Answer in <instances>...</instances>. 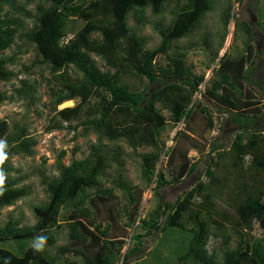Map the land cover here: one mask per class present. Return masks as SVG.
Instances as JSON below:
<instances>
[{
    "label": "trees",
    "instance_id": "obj_1",
    "mask_svg": "<svg viewBox=\"0 0 264 264\" xmlns=\"http://www.w3.org/2000/svg\"><path fill=\"white\" fill-rule=\"evenodd\" d=\"M211 1L40 0L43 3L36 5L34 12H31L28 6L35 0H0V55L15 43L17 37L33 45L35 63L48 68L52 82L57 86L56 91L50 89L53 119L48 131L67 129L74 132L81 126V135L92 133L97 139V144L90 145L85 158L73 159L66 166L58 161L55 176L39 174L46 201L32 208L35 222L30 227H21L19 218L8 215L7 222L0 227V242L12 241L15 244L9 248L0 246V264H58L60 259L51 255L43 246L28 245L31 242H44L45 246H52L58 236L56 229L62 225L67 230L70 245H80L92 252L93 258L87 260V264H116L119 261L120 251L125 245L123 237L111 238L109 225L101 230L99 225L91 221L90 207H84L86 202L92 208L105 196L111 198L109 191L99 188L100 179L112 163L121 166L117 155L122 152V148L110 151L104 146L103 149L102 140L111 143L124 141L131 149L154 148V151L140 155L141 176L148 183L156 184L155 193L170 183L156 172L159 153H162V150L157 151L158 137L167 122L173 128L192 119L193 106H198L193 96L201 93L199 87L204 80L203 76H196L186 65L185 53L176 52L172 56L167 53L172 41L187 37L198 28L204 16L212 10ZM171 2H175L174 9L170 11L172 20L166 27L160 23L152 25L161 41L155 48L147 50L145 39L128 26L127 20L131 16L136 24L146 25L148 20L144 13L147 9L157 16ZM230 17L228 6L223 12V32L218 48L224 40ZM26 19L33 21L31 27L25 26ZM76 21L83 22L78 29L74 25ZM263 21L264 12H261L258 24L264 35ZM235 28L251 41H257L248 23L237 21ZM94 34H98L100 39H93ZM245 50V56L221 58L215 77L209 86H205L203 96L221 108L223 114H228L231 123L240 128L229 148L213 144L211 153L215 152L220 161L230 154L233 167H239L245 157L251 156L250 168L257 172L264 169V125L253 130V117L257 116L260 108H256L257 102H252V94L245 88V84L259 86V83L251 80L256 69L252 62L253 45L246 43ZM160 54L168 57L169 62L165 67L154 64ZM92 55L99 57L107 70L98 68ZM14 61V56L0 57V83H7L17 77L9 69ZM68 67L75 69L79 76L72 79L67 72ZM129 74L144 80V88L132 91L121 84V77ZM262 82L260 90L263 94L261 99L264 100V78ZM36 94V83L23 79L12 96L0 91V104L14 99V95L33 104L37 101ZM70 100L79 101L71 107L57 109L58 105ZM91 100L94 102L91 103ZM162 111L168 112V119H165ZM200 112L206 114L208 111L203 107ZM205 117L208 126L212 127L210 115ZM74 122L77 123L72 126ZM36 145V140L28 134V126L24 122L9 124L7 120H0V208L10 207L30 195L29 187L21 185L22 177L11 178L14 169L10 159L16 155L32 156ZM64 153L61 152L59 157L62 158ZM194 168L183 162L171 183H177L185 175L191 174ZM206 175L209 178L213 176L208 166ZM114 184L123 192L126 205L130 208V213L126 215L130 227H133L139 221V197L121 174ZM207 188L199 181L174 204L159 201L148 219L140 220L136 227L143 230V235L157 233L161 239L170 229L187 231L190 237L186 253L179 258L181 263L217 264L215 249L209 246L210 237L220 236L223 245L227 246L231 238L225 233L226 225L216 221L211 210L207 211V220H203L200 216L205 206L194 209L191 205L194 196ZM90 189H96L97 199L91 200L88 193ZM237 192L235 214L238 221L230 223V226L239 241L234 250L225 252L222 264H264V240L244 242L239 228L242 226V230L250 229L251 222L256 220L264 230V191L253 196L245 185L238 187ZM67 208L68 214H62V210ZM60 218L63 224H60ZM223 218L227 219L226 216ZM212 224L216 230L211 228ZM133 235L131 238L138 243L130 253L123 254L120 264H128V254L132 257L143 246L141 234ZM68 251L67 247L60 249L61 253ZM66 264H76V261L69 260Z\"/></svg>",
    "mask_w": 264,
    "mask_h": 264
},
{
    "label": "rangeland",
    "instance_id": "obj_2",
    "mask_svg": "<svg viewBox=\"0 0 264 264\" xmlns=\"http://www.w3.org/2000/svg\"><path fill=\"white\" fill-rule=\"evenodd\" d=\"M22 1L19 0V2ZM41 3L43 2L35 0L34 3L28 6V10L34 12L36 5ZM228 6H230L231 17L222 45L218 48L223 32V12ZM174 7L175 2L166 4L163 13L157 16L151 14L150 9H147L144 13L148 20L146 25L136 24L133 18L129 16L128 26L145 39L147 50L155 48L161 41L152 25L160 23L164 27L168 26L172 20L170 11ZM211 7L212 10L204 16L198 28L189 36L178 41H172L170 50L167 53L168 56H172L176 52L185 53L186 65L193 74L203 76L204 80L199 87L201 93L193 96V101L198 106H193L192 119L186 120L173 128L167 122L165 129L158 137L157 151L162 150V153H159L160 157L156 163V172L159 175L162 174L163 179L170 183L164 185L155 193L156 184L148 183L141 176L142 162L140 155L150 153L155 150L154 148L139 147L131 149L124 141L111 143L102 140L103 149L104 146L110 151H117L116 148H122V152L117 155L121 166L112 163L111 167L106 170L104 177L100 179L99 188L109 191L111 198L105 196V199L92 205V208L89 202H86L84 207H90L91 221L95 225H99L101 230L109 225V236L111 238L123 237L122 240L125 245L120 251V258L116 264H120L123 254L134 249V246L138 243L131 238L133 234H141L140 241L143 242V246L139 253L135 252L132 257H130L131 254H128V264H183L179 258L187 251V243L190 237L187 231H182L179 228L168 229L169 231L165 232V237L161 239L159 237L161 235L157 233L149 236L143 235V230L136 226L140 220L148 219L149 214L156 209L159 201L174 204L178 198L183 197L199 181L208 188L194 196L191 201L192 208L205 206L200 216L203 220H207V211L211 210L212 217L226 225L227 232L225 233L229 234L231 238L230 243L224 246L220 236L210 237L209 245L210 248L215 249L216 263L222 264L225 252L234 250L239 241L230 226V223L234 224L238 221L235 214V207L238 205L235 195L238 194V187L246 185L247 190L253 196L257 195L259 191H264V169L257 172L251 169V156L245 157L239 167H233L230 154H227L220 161L221 159H218L215 152L211 153L213 144H222L224 149L229 148L240 128L231 123L228 114H223L221 108L203 96L205 86H209L213 77H215L214 73L219 68L218 64L221 58L224 56L227 59H236L239 56H245L246 43H251L254 49L252 62L253 66H256L251 80L252 82H258L259 86L245 84V88L252 94V102L258 103L256 108H260V112L256 114L257 116L253 117V130H257L261 125H264V100L261 99L263 94L260 90L264 78V55L262 54L264 35L260 32V25L258 24L260 13L264 12V0H212ZM6 10L5 7L4 11ZM237 21L248 23L251 31L257 37V41H251L242 31H237L235 28ZM24 23L26 27H31L33 21L26 19ZM82 24V21H76L74 25L78 29ZM92 38L100 39V36L94 34ZM167 55H158L154 60V64L158 67H165L169 62ZM1 56H14V64L10 65L9 69L15 72L17 77L7 83H0V91L6 92L7 96H12L14 89L20 87V80L23 79L35 82L37 86V101L33 104L28 100L18 99L15 95L14 99L0 104V120H7L9 124L11 122H24L28 126V134L37 142L32 156L16 155L10 159V164L14 169L10 175L11 178L22 177L21 185L29 187L30 195L15 202L10 207L0 208V227L7 222L9 214L20 219L21 227H30L35 222L32 208L46 201L39 174L43 173L46 177L55 176L57 174L55 165L58 161L66 166L73 159L81 160L85 158L90 151V145L97 144V139L92 133L85 136L81 135L83 132L81 126H78L74 132L67 129L48 131L47 128L53 119L50 89L56 91L57 86L52 82L48 68L45 65L35 63L36 53L33 45L19 40L17 37L15 43L4 51ZM92 59L98 68L107 70L104 62L99 57L92 55ZM248 65L249 62L246 66ZM67 72L72 79L79 76L72 67H68ZM120 80L121 84L128 86L132 91H139L146 84L144 80L132 74L122 76ZM78 101L70 100L68 102H71V106H73ZM93 102L94 100H91V103ZM63 103L57 106L58 110L62 109ZM157 107L159 106L157 105ZM203 107L208 111L206 114L200 112V108ZM85 109L87 108L85 107ZM161 113L165 119H168V112L162 111ZM207 114L210 115L212 120V127L208 126L205 117ZM76 123L74 122L72 126H75ZM61 152H65L62 158L59 157ZM183 162H186L188 166H195L194 171L185 175L177 183H171L173 176ZM207 166L213 172L212 178L206 175ZM119 174L135 189L139 197V221L133 227H130L129 218L126 215V213H130V208L126 205L123 192L117 189L114 184ZM88 193L91 200L97 199L96 189H90ZM208 194L211 196L209 197ZM68 211L69 208L63 209L62 214H68ZM223 216H226L227 219H224ZM61 220L62 218H60ZM251 223L250 229L242 230V226L239 227L244 242H252L256 239L264 240V230L258 222L253 220ZM60 224H63L62 221ZM62 226L57 227L58 236L52 246H45L44 242H31L28 246H43L51 255L60 259L58 264H66L69 260L76 261V264H87V260L93 258L92 252L80 245H70L65 225ZM211 228L216 230L213 224ZM14 244L12 241L0 242V246L7 248ZM62 247H67L69 251L61 253L60 249Z\"/></svg>",
    "mask_w": 264,
    "mask_h": 264
},
{
    "label": "bare ground",
    "instance_id": "obj_3",
    "mask_svg": "<svg viewBox=\"0 0 264 264\" xmlns=\"http://www.w3.org/2000/svg\"><path fill=\"white\" fill-rule=\"evenodd\" d=\"M71 104H72L71 102L66 101L65 103H63L62 108L69 107V106H71Z\"/></svg>",
    "mask_w": 264,
    "mask_h": 264
},
{
    "label": "built area",
    "instance_id": "obj_4",
    "mask_svg": "<svg viewBox=\"0 0 264 264\" xmlns=\"http://www.w3.org/2000/svg\"><path fill=\"white\" fill-rule=\"evenodd\" d=\"M182 123V122H181ZM164 152V151H163ZM210 246V245H209ZM211 249V248H210Z\"/></svg>",
    "mask_w": 264,
    "mask_h": 264
},
{
    "label": "clouds",
    "instance_id": "obj_5",
    "mask_svg": "<svg viewBox=\"0 0 264 264\" xmlns=\"http://www.w3.org/2000/svg\"><path fill=\"white\" fill-rule=\"evenodd\" d=\"M0 179H2V177H0Z\"/></svg>",
    "mask_w": 264,
    "mask_h": 264
}]
</instances>
